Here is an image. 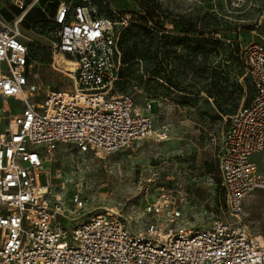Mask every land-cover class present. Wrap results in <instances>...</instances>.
Wrapping results in <instances>:
<instances>
[{
  "label": "built area",
  "instance_id": "2783aa9c",
  "mask_svg": "<svg viewBox=\"0 0 264 264\" xmlns=\"http://www.w3.org/2000/svg\"><path fill=\"white\" fill-rule=\"evenodd\" d=\"M130 19L106 0L61 3L52 51L55 62L60 55L74 62L75 90L36 102L22 18L0 16V101L6 109L8 99L19 97L22 105L0 134V264H264V239L241 216L247 197L264 190V168L256 160L264 153V42L240 49L253 95L227 121L218 155L226 211L210 228L182 225V209L167 195L146 201L143 212L151 220L144 233L112 213L85 217L80 192L69 204L49 198L45 164L60 144L79 155L111 154L154 131L151 102L139 110L132 95L110 93ZM42 174L47 184H39Z\"/></svg>",
  "mask_w": 264,
  "mask_h": 264
},
{
  "label": "rangeland",
  "instance_id": "374dc122",
  "mask_svg": "<svg viewBox=\"0 0 264 264\" xmlns=\"http://www.w3.org/2000/svg\"><path fill=\"white\" fill-rule=\"evenodd\" d=\"M108 2L134 11L139 23L149 18V28L129 22L122 31V65L110 93L132 95L139 110L151 102L154 131L111 154L79 155L74 146L60 144L45 164L49 198L69 204L80 192L85 217L112 213L132 232L144 233L151 220L143 212L146 201L167 195L180 205L182 225L210 228L226 211L218 155L227 121L253 95L251 80L232 50L264 42V0ZM17 14L11 0H0L2 17L12 22ZM36 17L34 10L21 29L28 41L30 80L38 88L35 101L40 102L52 92H72L75 85L71 71L64 70L69 62L54 60L51 25L31 28ZM3 104L2 133L22 108L19 97L8 99L6 109ZM256 160L264 168V153ZM38 182L47 184V175ZM241 216L253 233L264 236V190L247 197Z\"/></svg>",
  "mask_w": 264,
  "mask_h": 264
},
{
  "label": "crops",
  "instance_id": "0c3cea01",
  "mask_svg": "<svg viewBox=\"0 0 264 264\" xmlns=\"http://www.w3.org/2000/svg\"><path fill=\"white\" fill-rule=\"evenodd\" d=\"M67 1H69V0H11L12 5L18 10V14L15 18H13V21L18 19V18H22V22H23L32 11L36 10L38 17L35 18V21L32 24L31 28H34L35 27L34 24L36 22H39V21H43V22H47V23L50 22V25L52 28V26H53L52 23H53L54 17L57 13V10H58L60 4L67 2ZM106 1L108 2V0H106ZM109 5H110V3H109ZM126 9H128V8L115 9V10L125 11ZM2 18H4V17H2ZM7 21H9V20H7ZM22 22H21V24H22ZM15 98H17V97H12L10 99H15ZM3 128H4V126H2V124H0V134H2ZM5 130H7V129H5Z\"/></svg>",
  "mask_w": 264,
  "mask_h": 264
},
{
  "label": "trees",
  "instance_id": "16d2710c",
  "mask_svg": "<svg viewBox=\"0 0 264 264\" xmlns=\"http://www.w3.org/2000/svg\"><path fill=\"white\" fill-rule=\"evenodd\" d=\"M126 13H130L131 14V19H130V23L134 24V23H137V24H140L141 26L145 27V28H149L150 27V22H149V18L147 16L145 17H142L141 18V22L139 23L137 20H136V14L134 11H124ZM47 22H43V21H39V22H36L34 25L35 27L34 28H39V29H42V27L46 24ZM50 25V22L48 23ZM158 33H161L163 32L162 29H156ZM148 35L150 36L151 34L148 33ZM121 45H122V41H121V38H120V41H119V46H120V49H121ZM241 49V48H240ZM240 49L239 48H235L233 47V50H232V53L235 54V56H237V58L239 59L240 63H241V59H240V56H239V53H240ZM134 59V57L131 58V60ZM242 65V63H241ZM243 66V65H242Z\"/></svg>",
  "mask_w": 264,
  "mask_h": 264
},
{
  "label": "bare ground",
  "instance_id": "6f19581e",
  "mask_svg": "<svg viewBox=\"0 0 264 264\" xmlns=\"http://www.w3.org/2000/svg\"><path fill=\"white\" fill-rule=\"evenodd\" d=\"M58 58H63V59H65L66 61H68L69 62V66L67 67V68H65L64 70H66V71H73L74 69H75V64H74V62H72V61H70V60H68V59H66V58H64L63 56H57L56 57V63H57V59ZM259 236V239H260V241L262 242L263 241V239H264V236L263 235H258Z\"/></svg>",
  "mask_w": 264,
  "mask_h": 264
}]
</instances>
